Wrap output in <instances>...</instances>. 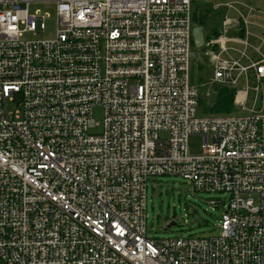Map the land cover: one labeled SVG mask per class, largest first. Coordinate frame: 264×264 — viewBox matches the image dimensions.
<instances>
[{
    "label": "built area",
    "instance_id": "obj_1",
    "mask_svg": "<svg viewBox=\"0 0 264 264\" xmlns=\"http://www.w3.org/2000/svg\"><path fill=\"white\" fill-rule=\"evenodd\" d=\"M199 1L212 0H0V264H264V40L229 39L246 21L227 18L223 37L204 38L212 82L244 111L205 112ZM40 3L55 4L56 32L28 40L51 19L29 11ZM163 175L220 194L215 234L149 235Z\"/></svg>",
    "mask_w": 264,
    "mask_h": 264
},
{
    "label": "rangeland",
    "instance_id": "obj_2",
    "mask_svg": "<svg viewBox=\"0 0 264 264\" xmlns=\"http://www.w3.org/2000/svg\"><path fill=\"white\" fill-rule=\"evenodd\" d=\"M226 1H199L198 16L204 17L202 25L199 20L195 26H202L206 42L217 40L225 34V19L233 21H246L243 29L239 24L233 31H228L229 39H247L255 47L263 44L264 40V0H241V5H236L239 10L229 7ZM55 9L53 3L32 4L29 7L31 13L40 11L41 14H50L51 19L47 21L46 29L42 34L33 36L27 35L28 40H45L53 38L56 32ZM232 30V29H231ZM245 37V38H244ZM230 47L242 49L241 43L230 42ZM208 48L203 46L196 49L198 59L194 60L193 81L197 85L204 104L214 107L217 97L215 95L220 87L212 82L213 67L211 58L207 54ZM264 50V47H263ZM249 53L252 52L250 48ZM233 56H239L232 51ZM253 100L249 98L246 107H251ZM16 105L7 103L4 106L5 112L12 111ZM232 113L241 114L244 111L233 106ZM96 123L101 126L104 119V112L101 107L94 110ZM101 130V127H99ZM203 152V138L191 136L188 142V154L198 156ZM154 183V184H153ZM220 194L210 195L205 192L193 191L192 186L177 176L163 175L155 178L149 185L147 198V227L151 236L158 238L184 237L188 235L202 236L215 234L221 216V209L214 207L209 201L219 197ZM175 221L177 224L169 226Z\"/></svg>",
    "mask_w": 264,
    "mask_h": 264
},
{
    "label": "trees",
    "instance_id": "obj_3",
    "mask_svg": "<svg viewBox=\"0 0 264 264\" xmlns=\"http://www.w3.org/2000/svg\"><path fill=\"white\" fill-rule=\"evenodd\" d=\"M201 4L195 3L194 5V22L196 23L198 20L202 25L204 17L201 16L202 13L198 16V8ZM235 89H231L228 87H220V90L218 93L215 95L217 97V101L212 107V105H207L204 104L203 100L204 97L201 96V104L204 106V111L207 113H212V114H229L233 110L234 102H235Z\"/></svg>",
    "mask_w": 264,
    "mask_h": 264
},
{
    "label": "water",
    "instance_id": "obj_4",
    "mask_svg": "<svg viewBox=\"0 0 264 264\" xmlns=\"http://www.w3.org/2000/svg\"><path fill=\"white\" fill-rule=\"evenodd\" d=\"M193 38H194V45L196 49H199L204 46V32L202 26H195L193 29ZM192 59L197 60L198 54L197 51H194L192 53ZM177 223L175 221H172L169 226L176 225Z\"/></svg>",
    "mask_w": 264,
    "mask_h": 264
}]
</instances>
